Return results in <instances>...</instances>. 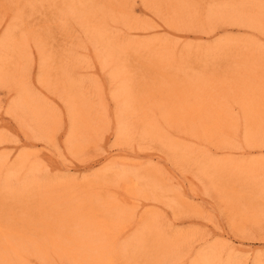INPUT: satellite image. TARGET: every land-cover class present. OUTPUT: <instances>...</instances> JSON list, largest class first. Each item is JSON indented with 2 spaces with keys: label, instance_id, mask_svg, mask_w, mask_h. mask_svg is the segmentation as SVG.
<instances>
[{
  "label": "rangeland",
  "instance_id": "obj_1",
  "mask_svg": "<svg viewBox=\"0 0 264 264\" xmlns=\"http://www.w3.org/2000/svg\"><path fill=\"white\" fill-rule=\"evenodd\" d=\"M0 264H264V0H0Z\"/></svg>",
  "mask_w": 264,
  "mask_h": 264
}]
</instances>
